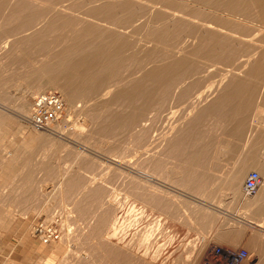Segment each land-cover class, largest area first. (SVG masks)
I'll return each instance as SVG.
<instances>
[{"label":"rangeland","instance_id":"374dc122","mask_svg":"<svg viewBox=\"0 0 264 264\" xmlns=\"http://www.w3.org/2000/svg\"><path fill=\"white\" fill-rule=\"evenodd\" d=\"M40 1L9 0L18 9L11 7L0 16V19L13 18L17 13L20 19L33 20L29 28L17 20H9L10 23L0 20V50H4L0 51V228L12 238L13 245L20 246L21 254L26 253L23 247L26 242L34 238L48 247L47 256H39L37 264H174L178 247L182 251H188L189 246L197 247L200 235L197 242L180 241L173 219L168 217L163 221V213L160 219L155 213L157 194L161 196V205L164 196L169 201L176 197L173 188L209 199L232 201L238 194L244 195L245 177L251 169L259 170L257 163L264 161V151L261 154L262 150H253L261 148L254 136L264 129V14L261 12L264 13V0ZM214 6L218 7L216 11ZM221 9L233 14L240 12L243 18L249 14L245 17L247 22L232 18L233 15L225 16ZM13 22L20 26L12 25ZM240 23L243 26L239 27ZM26 33L31 34L30 40L23 42ZM248 37L255 38V42L248 41ZM68 52L74 56L78 53L79 60L72 72L80 85L72 84V92H81L85 86L97 88L90 99L78 97L73 104L62 94L66 113L55 131L36 128L26 119L33 96L47 89L60 91L55 86L61 83L41 66ZM230 54L232 57L228 58ZM113 61L119 64L105 67ZM166 74L178 79L173 81L172 88L176 94L172 92L162 112L153 111L154 106L148 104L151 101L159 104V94L168 86ZM179 74L184 77L177 78ZM38 86L44 89H37ZM181 90L186 92L185 97L177 100L174 94ZM199 95L206 96L203 102ZM207 96L212 100L214 97L233 100L226 103L228 109L231 106L245 109L235 120L213 117L211 112L199 125L194 124L201 132L200 141L193 143L192 153L186 150L190 157L199 160L191 165L192 177L188 183L183 180L182 169L187 163L186 150L183 154L171 146L179 133H183L189 117L197 116L210 104ZM145 110L150 112L141 126L132 125L129 120ZM237 126L243 130L242 134L232 133ZM262 142L260 145L264 146ZM211 147H234L239 153L223 154L221 162L216 164L215 156L220 155L211 154ZM15 157L22 160L13 164L14 170H7L9 160ZM216 165L221 168L215 169ZM245 166L249 167L243 172L241 168ZM230 176L238 178L235 191V186L228 187ZM165 182L173 185L161 184ZM260 195L264 201V178L255 195L244 196L249 200ZM54 213L61 218L63 238L43 243L33 233L35 222ZM240 215L246 220L260 221L258 210L253 208L245 209ZM115 219L117 225L112 222ZM111 225L117 226V230ZM153 225L155 230L145 239L143 233ZM239 226L253 233L257 230L247 222ZM110 227L117 231L115 235ZM255 244L252 248L245 245L250 250L246 262L264 261L260 256L264 254V240L259 246Z\"/></svg>","mask_w":264,"mask_h":264},{"label":"crops","instance_id":"0c3cea01","mask_svg":"<svg viewBox=\"0 0 264 264\" xmlns=\"http://www.w3.org/2000/svg\"><path fill=\"white\" fill-rule=\"evenodd\" d=\"M262 128L256 132V140L259 144L258 147L264 148L261 146L264 141V131ZM262 138V139H261ZM260 139V140H259ZM259 140V141H258ZM255 147V146H254ZM256 148L253 150H262L264 149ZM213 150V151H212ZM211 154L220 155L215 156L217 159L216 164H219L223 159V154L227 153H239L237 148L234 147H211ZM20 153V152H19ZM18 153V154H19ZM16 153V155H18ZM22 158L15 157L10 159V165L5 167L7 170H14L17 162L21 161ZM259 161V160H258ZM249 166L242 167V170H245ZM259 169L264 167V161L257 163ZM215 169L221 168V166H215ZM4 171H6L4 169ZM165 186L173 185L171 183H161ZM177 191L176 197L171 201L166 199L164 196L163 205H161L160 194H157V205L156 212L158 213V219L161 217L164 219L170 217L173 219V225L175 227L176 233L179 235L180 241H189L192 240L197 242V235H200L198 246H189L188 251H182V247H178V251L175 253L173 259L175 260L174 264H199L203 262L207 257L211 255L210 247L213 243L220 244L225 248L228 247H246L256 244L254 246H259L264 240V201L261 197H252L249 200L245 199L244 195H239L238 198L231 200H224L222 198H205L198 196L194 192H190L184 189H175ZM243 190V185H242ZM254 198H259V205L251 206L250 200ZM261 198V200H260ZM254 208L258 210L260 215V221L246 220L241 213H244L245 209ZM248 213V212H247ZM246 213V214H247ZM257 218V217H256ZM252 221V222H250ZM247 222L251 225H255L257 228L256 233L247 231L244 228H241L239 224ZM254 222V223H253ZM11 237L6 236V233L2 228H0V264H37L38 257H46L48 247L43 246L37 241V239H31L26 242L23 246L26 253L21 254L20 249L18 250L19 245H13ZM250 242V244L248 243ZM246 245V246H245ZM20 247V246H19ZM247 248V247H246ZM248 249V248H247ZM262 248L258 247V250L261 251ZM249 250V249H248ZM28 251V252H27ZM250 251V250H249ZM264 257L263 255H260ZM247 261V260H246ZM243 262L242 264H264L262 262ZM253 262V263H252Z\"/></svg>","mask_w":264,"mask_h":264},{"label":"bare ground","instance_id":"6f19581e","mask_svg":"<svg viewBox=\"0 0 264 264\" xmlns=\"http://www.w3.org/2000/svg\"><path fill=\"white\" fill-rule=\"evenodd\" d=\"M38 1H40V0H38ZM42 1V0H41ZM40 1V2H41ZM45 1V0H44ZM208 1H210V0H208ZM17 2V1H16ZM27 2V1H26ZM35 2V1H34ZM115 2V1H114ZM123 2V1H122ZM130 2V1H129ZM156 2V1H155ZM185 2V1H184ZM192 2H193V0H192ZM12 3V2H11ZM10 2H9V0H0V16H3V15H1V13H3V11L4 10H10L9 8H11V7H14V10L16 11L17 9H18V6L16 5V6H13L12 4H11ZM42 3H43V1H42ZM69 3V2H68ZM76 3V2H75ZM115 3H117V2H115ZM209 3V2H208ZM16 4H18V3H16ZM33 4V3H32ZM44 4H45V2H44ZM114 4V3H113ZM204 4V3H203ZM203 4H200V5H203ZM207 4V3H206ZM31 5V4H30ZM72 5V4H71ZM112 5V4H111ZM116 5V4H115ZM205 5V4H204ZM207 5H209V4H207ZM23 6V5H22ZM40 6V5H39ZM59 6V5H58ZM117 6H119V5H117ZM123 6V5H122ZM210 6V5H209ZM211 6H213V4L211 5ZM20 7V6H19ZM29 8H30V6H28ZM68 7H70L69 5H68ZM67 7V8H68ZM74 7V6H73ZM121 7V6H120ZM203 7H205V8H208V7H206V6H203ZM28 8V9H29ZM56 8V7H55ZM67 8H66V10H67ZM113 8V7H112ZM177 8V7H176ZM200 8V7H199ZM212 8V7H211ZM214 9H215V11H216V9L218 8H216L215 6L213 7ZM222 8V7H221ZM235 8V7H234ZM237 8V7H236ZM264 8V7H263ZM27 8H26V10H28ZM68 9H70V8H68ZM114 9H117V8H114ZM138 9V8H137ZM12 10V9H11ZM14 10L12 11V12H14ZM81 10V9H80ZM175 10V9H174ZM179 10H181V9H179ZM179 10H177L176 9V11H178L179 12ZM184 10V9H183ZM200 10V9H199ZM201 10H204V8L203 9H201ZM206 10V9H205ZM209 11H210V8L208 9ZM51 11V10H50ZM131 11V10H130ZM149 11V10H148ZM198 11V10H197ZM211 11H213V9L211 10ZM210 11V12H211ZM217 11H219V10H217ZM221 12H224V14H225V16H226V14L227 15H233V16H235V17H233L232 16V18H238L239 20H244V21H246L247 22V19L245 18V17H248V15H244L245 17L243 18V16L241 17V16H239V14H240V12H239V14L237 13H232V12H230V11H226V10H220ZM237 11V10H236ZM242 11V10H241ZM8 12V11H7ZM54 12H56V11H54ZM53 12V13H54ZM78 12V11H77ZM165 12V11H164ZM173 12V11H172ZM202 12V11H201ZM200 12V13H201ZM245 12V11H244ZM256 12V11H255ZM262 12V14H264L263 13V11H261ZM9 13V12H8ZM16 13V12H15ZM14 13V14H15ZM63 13V12H62ZM74 13V12H73ZM94 13V12H93ZM92 13V14H93ZM130 13V12H129ZM175 13H177V12H175ZM214 13V12H213ZM212 13V14H213ZM17 14V13H16ZM16 14L15 15H13V16H15V17H8V18H4V17H2V19H0V20H17L16 22H18L20 25H24V26H27L28 28H29V26L28 25H31L32 26V24H33V20H25V19H20L18 16H16ZM20 14V13H19ZM65 14V13H64ZM78 14H79V12H78ZM116 14H117V12H116ZM195 14H196V12H195ZM197 14H198V12H197ZM197 14H196V16H197ZM202 14H205V12H203ZM206 14H208V13H206ZM215 14V13H214ZM216 14H218V13H216ZM223 14V15H224ZM262 14H259L260 16H262ZM8 15V14H7ZM6 15V16H7ZM11 15V14H10ZM33 15V14H32ZM76 16H77V14H75ZM74 15V16H75ZM134 15V14H133ZM132 15V16H133ZM164 15V14H163ZM220 15V14H219ZM255 14H253V16H254ZM75 16V17H76ZM79 16V15H78ZM196 16H194L193 15V17H195L196 18ZM200 16H202V15H200ZM208 16V15H207ZM206 16V17H207ZM213 16V15H212ZM215 16V15H214ZM216 16H218V15H216ZM224 16V17H225ZM109 17H110V15H109ZM112 17V16H111ZM134 17V16H133ZM205 18V16H202L201 18ZM224 17H223V20H224ZM229 17V16H228ZM263 17V16H262ZM261 17V18H262ZM79 18V17H78ZM77 18V19H78ZM86 18V17H85ZM90 18V17H89ZM88 18V19H89ZM119 18H121V17H119ZM146 18V17H145ZM152 18V17H151ZM194 18V19H195ZM200 18V19H201ZM222 18V16L220 17V19ZM88 19H86V20H88ZM115 19V18H114ZM122 19H124V18H122ZM121 19V20H122ZM198 19V18H197ZM199 19V20H200ZM208 19V18H207ZM237 19V20H238ZM100 20V19H99ZM203 20V19H202ZM232 20V19H231ZM235 20V19H234ZM43 21V20H42ZM66 21V20H65ZM97 21V20H96ZM117 21V20H116ZM124 21H125V19H124ZM190 21V20H189ZM230 21V20H229ZM229 21H228V23H229ZM1 22V21H0ZM139 22V21H138ZM146 22H148V21H146ZM219 22V21H218ZM231 23L232 22H234V21H230ZM241 22V21H240ZM245 22V23H246ZM2 23V22H1ZM9 23H10V21H9ZM18 23H16L18 26H20ZM140 23H142V22H140ZM169 23V22H168ZM188 23V22H187ZM201 23V22H200ZM242 23V22H241ZM240 23V26L239 27H241V26H243L242 24ZM244 23V25L246 26L247 25V23L245 24ZM263 23V22H262ZM15 24V22H13L12 23V25H14ZM15 24V25H16ZM60 24V23H59ZM82 24V23H81ZM105 24V23H104ZM103 24V25H104ZM115 24V23H114ZM122 24V23H121ZM124 24V23H123ZM122 24V25H123ZM186 24V23H185ZM199 24V23H198ZM235 24V23H234ZM238 24V23H237ZM110 25H111V23H110ZM121 25V27H123ZM132 25H133V22H132ZM142 25V24H141ZM249 26H248V28L250 27V24H248ZM258 25H260V24H258ZM262 25V24H261ZM263 25H264V23H263ZM4 26V25H3ZM24 26H22L21 27V29H23V27ZM125 26V25H124ZM136 26V25H135ZM144 26V25H143ZM234 26V25H233ZM238 26V25H237ZM17 26H15V28H16ZM111 27V26H110ZM113 27V26H112ZM127 27V26H126ZM129 27V26H128ZM132 27V26H131ZM181 27V26H180ZM182 27H183V25H182ZM189 27V26H188ZM252 27H253V25H252ZM260 27V26H259ZM258 27V28H259ZM6 28V27H5ZM28 28H26L25 30L27 31H29V29ZM99 28V27H98ZM125 28V27H124ZM223 28V27H222ZM258 28H253L254 30H252L251 28V30L252 31H254V32H256V30H258ZM17 29V31L19 32L20 30L18 29V27L16 28ZM16 29H14V30H16ZM31 29V28H30ZM127 29V28H126ZM133 29V28H132ZM179 29V28H178ZM192 29V28H191ZM122 30V29H121ZM144 30H145V28H144ZM180 30H181V28H180ZM25 31V32H26ZM114 31H116L115 29H114ZM123 31H126V30H123ZM155 31V30H154ZM184 31V30H183ZM188 31V30H187ZM222 31V30H221ZM260 30H258L257 32H259ZM14 32H16V31H14ZM14 32H13V34H14ZM18 32H16V34L18 33ZM141 32V31H140ZM168 32V31H167ZM177 32V31H176ZM190 32V31H189ZM198 32V31H197ZM223 32V31H222ZM234 32V30L232 31V33ZM261 32V31H260ZM117 33V32H116ZM179 33V32H178ZM177 33V34H178ZM235 33V32H234ZM261 33H263V32H261ZM12 34V35H13ZM15 34V35H16ZM20 34H22V33H20ZM144 34V33H143ZM183 34V33H182ZM236 34V33H235ZM250 34V33H249ZM7 35V34H6ZM9 35V34H8ZM30 35L31 34H29V33H26V35L24 36V34H23V37L24 38H22V35H21V37L20 38H22V41L23 42H26V41H29L30 40ZM76 35V34H75ZM189 35V34H188ZM248 35V34H247ZM255 35V34H254ZM253 34H252V36H254ZM258 35H259V33H258ZM14 36V35H13ZM117 36V35H116ZM175 36V35H174ZM229 36V35H228ZM224 37V36H223ZM257 37V36H256ZM18 38H19V36H18ZM18 38L16 39V40H18ZM229 38V37H228ZM240 38V37H239ZM10 39H12V40H14L13 38H10ZM125 39V38H124ZM254 39V41H251V42H255V38H252V39H249V37H248V41H250V40H253ZM21 40V39H20ZM161 40V39H160ZM164 40V39H163ZM169 40V39H168ZM15 41V40H14ZM58 42V41H57ZM172 42V41H171ZM170 42V43H171ZM259 42H260V40H259ZM2 43V42H1ZM166 43V42H165ZM164 43V44H165ZM169 43V42H168ZM176 43H178V42H176ZM230 43V42H229ZM92 44V43H91ZM98 44V43H97ZM179 44V43H178ZM254 44V43H253ZM262 44H264V41H263V43ZM262 44H260V45H262ZM255 45V44H254ZM3 46H4V44H3ZM2 46V47H3ZM40 46V45H39ZM67 46V45H66ZM101 46V45H100ZM164 46V45H163ZM218 46V45H217ZM6 47V46H5ZM68 47V46H67ZM92 47V46H91ZM166 47H167V45H166ZM165 47V48H166ZM179 47H180V44H179ZM179 47H178V49H179ZM248 47V46H247ZM1 48V47H0ZM11 48V47H10ZM89 48V47H88ZM87 48V49H88ZM171 48V47H170ZM3 49V48H2ZM18 49H20V48H17V50ZM40 49V48H39ZM41 49H42V47H41ZM47 49V48H46ZM70 49V48H69ZM167 49V48H166ZM175 50H176V47L174 48ZM173 49V50H174ZM177 49V50H178ZM217 49H219V48H217ZM7 50V49H6ZM6 50H5V53H7L6 52ZM21 50V49H20ZM34 50V49H33ZM57 50V49H56ZM68 50V49H67ZM108 50V49H107ZM169 50V49H168ZM167 50V51H168ZM183 50V49H182ZM1 51V50H0ZM9 51V50H8ZM79 51H80V49H79ZM84 51V50H83ZM166 51V52H167ZM1 52H4V50L3 51H1ZM0 52V53H1ZM16 52V51H15ZM85 52V51H84ZM95 52V51H94ZM105 52V51H104ZM114 52V51H113ZM177 52V51H176ZM197 52V51H196ZM201 52V51H200ZM227 52V51H226ZM232 52L233 51H230V53L232 54ZM255 52V51H254ZM259 52V51H258ZM29 53V52H28ZM82 53V52H81ZM91 53V52H90ZM168 53V52H167ZM179 53H181V52H179ZM84 54H86V53H84ZM97 54H98V52H97ZM175 54V53H174ZM186 54H188V53H186ZM190 54V53H189ZM188 54V55H189ZM194 54H196L195 52H194ZM211 54V53H210ZM228 54V53H227ZM230 54V55H231ZM255 54V53H254ZM15 55V54H14ZM29 55V54H28ZM50 55V54H49ZM83 55V54H82ZM167 55V54H166ZM176 55V54H175ZM223 55V54H222ZM230 55H228V58L229 57H232V55L230 56ZM77 56H78V53H77ZM77 56H74V54H71V52H68V53H65V54H63V55H61L60 57H56V58H54V59H52L51 61H48V62H46V63H44L41 67H42V69H44L45 71H47L49 74H51V76L52 77H54V80H59L61 83L59 84V85H56L55 87L57 88V89H59L61 92H62V94L64 95V97H65V99H68L72 104H73V102H74V100L76 99V98H78V97H84V98H87V99H90V97H91V94L93 93V90L95 91V88H97V87H95L94 85L93 86H85L84 88H82V91L81 92H79L78 91V93H73L72 92V90H71V85L72 84H75V85H80L79 84V78L77 77V76H73V69L75 70V67L79 64V60H77ZM136 56V55H135ZM191 56V55H190ZM196 56L198 57V54H196ZM217 56V55H216ZM220 56V55H219ZM240 56V55H239ZM255 56V55H254ZM30 57V56H29ZM82 57V56H81ZM112 57H113V55H112ZM196 57V58H197ZM237 57V56H236ZM250 57V56H249ZM90 59V58H89ZM107 59V58H106ZM116 59V58H115ZM145 59H146V57H145ZM205 59H207V58H205ZM204 59V60H205ZM236 59V58H235ZM82 60V59H81ZM80 60V61H81ZM126 60V59H125ZM138 60V59H137ZM215 60V59H214ZM233 59L231 58V61H232ZM1 61V60H0ZM85 61V60H84ZM208 61V60H207ZM127 62V61H126ZM125 62V63H126ZM133 62V61H132ZM210 62L213 64V62L214 61H211L210 60ZM222 62L223 63H225V61H223L222 60ZM229 62H230V59H229ZM229 62H227V66H229ZM235 62V61H234ZM43 63V62H42ZM41 63V64H42ZM130 63V62H129ZM217 62H215L214 64H216ZM84 64V63H83ZM99 64V63H98ZM97 64V65H98ZM101 64V63H100ZM106 64V63H105ZM116 64H119L117 61H113V63L111 62V63H108L105 67H108V68H110L111 66H114V65H116ZM201 64V63H200ZM230 64H233L232 62L230 63ZM129 65H131V64H129ZM206 65V64H205ZM218 65V64H217ZM216 65V66H217ZM222 65V64H221ZM124 66H125V64H124ZM141 66V65H140ZM102 67V66H101ZM117 67V66H116ZM209 67V66H208ZM215 67V66H214ZM218 67V66H217ZM221 67H224V66H221ZM226 67V66H225ZM233 67V66H232ZM245 67V66H244ZM115 68V67H114ZM126 68V67H125ZM229 68V67H228ZM231 68V67H230ZM229 68V69H230ZM247 68V67H246ZM250 68V67H249ZM256 68V67H255ZM262 68V67H261ZM121 69V68H120ZM124 69V68H123ZM133 69V68H132ZM225 69H227V68H225ZM231 69H233V68H231ZM254 69V68H253ZM40 70V69H39ZM38 70V71H39ZM117 70V69H116ZM125 70V69H124ZM255 70V69H254ZM73 71V72H72ZM79 71H81V70H79ZM106 71V70H105ZM119 71V70H118ZM181 71V69L179 70V72ZM37 72V71H36ZM93 71H91V73H92ZM115 72H117V71H115ZM126 72H127V70H126ZM45 74V73H44ZM61 75L59 78L57 77V75ZM98 74H101V72L100 73H98ZM112 74H114L113 72H112ZM172 74V73H171ZM94 75V74H93ZM164 75V74H163ZM166 75H169V74H166ZM170 76H172V75H169L168 76V81H167V87H165L164 89H162V91H161V93L159 94L160 96V98H159V100H160V102H158L159 104H156L157 103V101H151L148 105L149 106H151V108L154 106V110L153 111H158V112H162L163 111V107L164 106H166V105H164V104H168L167 102H168V100H169V98L170 97H172V92H174L173 91V83L174 82H176V80H178V79H174V77H170ZM113 77H114V75H113ZM112 77V78H113ZM130 77H131V75H130ZM178 77H184L182 74L180 75L179 74V76H177V78ZM98 79V78H97ZM115 79V78H114ZM87 80V79H86ZM106 80V79H105ZM180 80V79H179ZM82 81H84V80H82ZM174 81V82H173ZM57 82H54V84H56ZM87 83H89V81L87 82ZM105 84V83H104ZM92 85V84H91ZM120 85V84H119ZM176 85V84H175ZM77 89H79V86L78 87H76ZM100 88H101V86H100ZM99 88V89H100ZM103 88V87H102ZM37 89H44V86H38L37 87ZM108 90V89H107ZM175 91H176V89H174ZM189 90V89H188ZM101 91V90H100ZM105 91V90H104ZM190 91V90H189ZM178 92V91H177ZM204 92V91H203ZM206 92H208V91H206ZM25 93V92H24ZM96 93V92H95ZM105 93V92H104ZM118 93V92H117ZM126 93V92H125ZM175 93V92H174ZM186 92H183V90H181V91H179L178 93H177V95H175L174 94V96H176V98H177V100L178 99H180V98H184L185 96H184V94H185ZM241 93H243V92H241ZM114 94V93H113ZM204 94V93H203ZM202 94V95H203ZM208 94V93H207ZM206 94V95H207ZM98 95V94H97ZM144 95V94H143ZM198 96V98L199 99H201V102H203V100H202V98L203 99H205L206 98V96L204 95V97L203 96ZM103 96H104V94H103ZM188 96V95H187ZM214 96V95H213ZM155 97H157V96H155ZM208 97V96H207ZM99 99V98H98ZM175 99V98H174ZM196 99V98H195ZM194 99V100H195ZM198 99V100H199ZM208 99H210L209 97H208ZM121 100V99H120ZM197 100V99H196ZM89 101V100H88ZM119 101V100H118ZM200 101V100H199ZM198 101V102H199ZM208 101H210L209 103L210 104H208V105H206L205 106V108L203 109V108H201V109H203L201 112H200V114H198L197 116H194V117H192V118H190L189 117V119H188V122H187V124H186V127L184 128V130H185V132H184V130H183V133H179L180 135L179 136H177L174 140V142L172 143V148H175L176 150H177V152H182L183 153V150H188V151H190L191 152V150L190 149H192V148H194V142H199L200 140L198 139L199 138V133H200V135H201V132L200 131H197L198 130V127H196L194 124H198V123H200L201 121H203V119H204V117H206L207 116V114L209 115V113H213V115H211L210 114V116H213V117H218V116H221V117H223V118H225L226 120L227 119H231V120H235V119H237V116H241L242 114H243V112H244V107L242 108V109H238L237 107L235 108L234 106H231L230 107V109H228V108H226L225 106H226V103H228V102H233V100H229V99H226V98H219V97H214L213 98V100L212 99H210V100H208ZM172 102V101H171ZM174 102V101H173ZM194 102V101H193ZM197 102V101H196ZM195 103V102H194ZM156 104V105H155ZM204 104V103H203ZM206 104V103H205ZM244 104V103H243ZM108 105V104H107ZM222 105V106H221ZM210 106V107H209ZM244 106V105H243ZM226 108V109H225ZM228 109V110H227ZM162 110V111H161ZM200 110V109H199ZM239 110L241 111V113H239ZM150 112V111H149ZM149 112H147L146 110L145 111H143V112H141V113H139V114H137V115H135V116H133L129 121H130V123L132 124V125H140L141 126V123L144 121V119H145V117L147 116V115H149L148 113ZM169 112V111H168ZM193 112V111H192ZM99 114V113H98ZM158 115H159V113H158ZM166 115V114H165ZM169 115V114H168ZM74 116V115H73ZM98 116V115H97ZM155 116V115H154ZM149 117V116H148ZM160 117V116H159ZM169 117V116H168ZM220 117V118H221ZM111 118V117H110ZM147 118V117H146ZM157 118V117H156ZM167 118V117H166ZM163 119V118H162ZM240 119H241V117H240ZM264 119V118H263ZM88 120V119H87ZM146 120V119H145ZM170 120V119H169ZM172 120V119H171ZM153 121V120H152ZM261 121V120H260ZM126 122V121H125ZM262 122H263V120H262ZM79 124V123H78ZM78 124H77V127H78ZM128 124V123H127ZM199 125V124H198ZM261 125V124H260ZM81 126V125H80ZM113 127H111V129H112ZM232 129V128H231ZM231 129L229 130V132L231 131ZM200 130V129H199ZM259 130V129H258ZM151 131V130H150ZM242 129H239V126H237V127H234L233 128V130H232V133H235V135L237 134H242ZM264 131V129L262 130V132ZM51 132V131H50ZM57 132V131H56ZM204 134V133H203ZM202 134V135H203ZM176 136V135H175ZM263 136H264V134H263ZM141 138V137H140ZM202 138V137H201ZM198 139V140H197ZM262 139V138H261ZM197 140V141H196ZM260 140V139H259ZM258 140V141H259ZM202 141V140H201ZM204 149L206 148V146H204L203 147ZM208 149V148H207ZM187 150H186V154L185 153H183V154H185L186 156H185V161L187 162L186 163V166L184 167V168H182L183 169V172H184V179L183 180H187V182L189 183L190 181H188L189 179L191 180V174H190V172L192 171V169H191V165L193 164V163H195V162H198V158L196 157V155H197V153H194V155H195V157L196 158H193V157H190L189 155V153L187 152ZM192 153V152H191ZM203 153L205 154V151H202V155H203ZM201 155V154H200ZM202 157H204V156H202ZM183 160H184V158H183ZM182 165V164H181ZM182 167V166H181ZM180 167V168H181ZM260 171H261V173H262V175H264V167L263 168H261V169H259ZM182 171V170H181ZM243 172H245V170H243ZM181 175V174H180ZM193 175V174H192ZM206 178V177H205ZM264 178V177H263ZM176 181V180H175ZM228 182V187H230V189L231 188H233L234 186H235V188H234V191H235V189L237 188L236 186H237V182H238V178H237V176L235 177V176H230V178L227 180ZM183 183V182H182ZM185 184V183H184ZM99 190H100V188H99ZM233 191V192H234ZM98 195V194H97ZM255 195V194H254ZM253 196V195H252ZM260 200H261V198H260ZM250 202V204H251V206H256V205H259L258 203L259 202H261V201H259V198H257V199H252V200H250L249 201ZM254 206V207H255ZM254 209V208H253ZM117 214V213H116ZM118 215H120V213H118ZM120 216H122V215H120ZM108 218V217H107ZM117 220H118V218H116ZM112 220V222H114V224L115 225H117L118 223V221L117 220ZM101 224V223H100ZM99 224V225H100ZM113 224V223H112ZM114 225V227L113 228H117V226H115ZM249 225H251V224H249ZM112 227H110V229L109 230H111L112 231ZM154 225H153V227H150V228H147L146 230H145V232L143 233V235H144V237H145V239L146 238H150V236L152 235L151 234V232H153V229H154ZM131 229V228H130ZM117 230V229H116ZM155 230V229H154ZM111 231H109V233L111 232ZM136 231V230H135ZM106 232V231H105ZM113 232V231H112ZM111 232V233H112ZM115 232L117 233V231H114L113 233V235H115ZM111 235V234H110ZM109 235V236H110ZM128 235V234H127ZM130 235V234H129ZM108 236V237H109ZM63 238V237H62ZM61 238V239H62ZM112 238V236H110V239ZM175 239V238H174ZM108 240V239H107ZM173 241V240H172ZM117 242V241H116ZM120 243V242H119ZM118 243V244H119ZM141 244V243H140ZM145 244V243H144ZM109 245H110V249H111V244L109 243ZM109 245H107V246H109ZM133 245V244H132ZM142 245V244H141ZM101 247V246H100ZM125 247V246H124ZM106 248V247H105ZM114 247H112V249H113ZM109 249V248H108ZM107 250V249H106ZM108 251V250H107ZM103 252V251H102ZM111 256V255H110ZM125 257V256H124ZM125 259V258H124ZM126 260V259H125ZM116 264V263H115ZM158 264V263H157ZM261 264V263H260ZM263 264V263H262Z\"/></svg>","mask_w":264,"mask_h":264},{"label":"built area","instance_id":"2783aa9c","mask_svg":"<svg viewBox=\"0 0 264 264\" xmlns=\"http://www.w3.org/2000/svg\"><path fill=\"white\" fill-rule=\"evenodd\" d=\"M66 113V101L56 89H47L33 96L31 108L26 115L30 125L47 131H55V126ZM263 184V177L258 169H251L243 182V192L250 196L255 194ZM61 218L57 213L51 217H39L35 222L33 233L43 243L60 240L63 235ZM211 255L202 264H242L250 257L246 247H228L213 243Z\"/></svg>","mask_w":264,"mask_h":264}]
</instances>
